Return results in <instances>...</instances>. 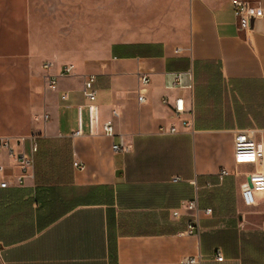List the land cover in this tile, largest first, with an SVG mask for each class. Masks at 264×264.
<instances>
[{"label":"crops","instance_id":"0c3cea01","mask_svg":"<svg viewBox=\"0 0 264 264\" xmlns=\"http://www.w3.org/2000/svg\"><path fill=\"white\" fill-rule=\"evenodd\" d=\"M248 1L264 11V0ZM142 76L151 79L143 104ZM90 78L95 120L83 94ZM178 97L194 109V129L161 134L179 126ZM237 131H254L264 149V14L240 33L231 0H188L186 30L173 42L39 57L31 0H0V138L34 161L23 186L0 189V264H264V195L253 207L241 197L264 163L236 165ZM122 144L128 151L115 153ZM0 166L21 175L5 152ZM194 201L201 219L188 233Z\"/></svg>","mask_w":264,"mask_h":264},{"label":"rangeland","instance_id":"374dc122","mask_svg":"<svg viewBox=\"0 0 264 264\" xmlns=\"http://www.w3.org/2000/svg\"><path fill=\"white\" fill-rule=\"evenodd\" d=\"M49 1L31 0L39 57L59 53L71 58L114 43L173 42L187 27L188 0Z\"/></svg>","mask_w":264,"mask_h":264},{"label":"built area","instance_id":"2783aa9c","mask_svg":"<svg viewBox=\"0 0 264 264\" xmlns=\"http://www.w3.org/2000/svg\"><path fill=\"white\" fill-rule=\"evenodd\" d=\"M232 5L234 6V13L236 18V27L237 31L240 33L247 32L251 27L252 18H260L263 16L264 11L262 7L258 4L255 5L248 0H231ZM73 66H66L64 73L70 74L73 70ZM45 71L50 69L49 64L43 66ZM182 73L174 74V87L181 86ZM47 87L50 90H56L57 88V79L56 77L50 76L47 74L45 76ZM94 78H90L85 82L83 94L89 101V110L91 119L95 120L97 116V91L94 89ZM151 79L148 76H142L140 78L141 92L139 96V103H145L146 99L143 93L147 91ZM63 100H66L67 97H62ZM165 105H168L167 100L164 101ZM173 112L176 120L179 122V126L173 125L169 131L165 128L160 129L161 134H170L178 135L182 132L192 131L194 129L195 113L194 109H188L183 97H178L173 105ZM114 118L118 119L120 117L118 111H113ZM48 119V116L45 117V120ZM105 133L108 136L114 135L113 125L107 124L105 126ZM80 133H76V136H79ZM254 131H237L235 134V163L238 166L242 165H263L264 163V149L263 147L255 141ZM21 141H24L22 139ZM11 138H0V153L5 152L9 159L16 161L21 175L17 178L7 177L6 171L3 166H0V189H9L13 187L23 186L26 175L29 170L33 167L34 161L32 158L27 156L25 153L16 154L11 146ZM113 151L115 153H126L128 149L122 144L120 146H113ZM33 152H38L37 144L33 146ZM76 167L83 170V167H80L76 164ZM230 172L228 170H222L219 174V178L222 181L225 177L229 176ZM247 182L241 186V197L247 207H253L256 205V199L259 195H264V173L254 172L248 173ZM180 179L176 178L173 182L177 183ZM186 209L189 212H192L191 220L188 224L187 232L193 233L195 228H199V223L201 219L202 210L199 208L197 201L190 202L186 205ZM205 215H212L213 211L211 209L203 211ZM175 217L180 216V212L177 211L174 213ZM203 259V256L190 258L187 261L189 263H197ZM216 259L218 261H223L224 256L221 252L217 254Z\"/></svg>","mask_w":264,"mask_h":264}]
</instances>
